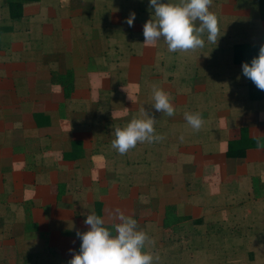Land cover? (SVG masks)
I'll return each mask as SVG.
<instances>
[{
	"label": "crops",
	"instance_id": "0c3cea01",
	"mask_svg": "<svg viewBox=\"0 0 264 264\" xmlns=\"http://www.w3.org/2000/svg\"><path fill=\"white\" fill-rule=\"evenodd\" d=\"M258 3L213 0L217 44L169 52L143 41L149 0H0V264H68L85 215L115 235L117 209L158 264H264V91L242 73ZM141 108L162 139L121 155L114 129Z\"/></svg>",
	"mask_w": 264,
	"mask_h": 264
},
{
	"label": "clouds",
	"instance_id": "9594fccd",
	"mask_svg": "<svg viewBox=\"0 0 264 264\" xmlns=\"http://www.w3.org/2000/svg\"><path fill=\"white\" fill-rule=\"evenodd\" d=\"M212 4L213 0H179L178 3L149 0L154 12L143 24V41L155 44L163 39L169 52H188L203 48L206 34L207 41L216 45L222 34L218 17L210 10ZM134 19L135 13H130L126 23L131 27ZM242 73L264 91V44L250 63L242 62ZM153 101L152 108L156 112L166 113L169 117L174 115V106L162 87H153ZM140 112L139 118L133 117L124 127L114 129L111 146L121 155L135 148L137 143L162 139L155 132L154 116L144 108ZM184 117L194 130L202 127L200 113H185ZM85 216L87 230L76 233L80 239L79 251H72L68 264H158L159 257H154L149 250L155 241L137 228L135 219L117 209L113 217V235L101 216L94 213Z\"/></svg>",
	"mask_w": 264,
	"mask_h": 264
},
{
	"label": "trees",
	"instance_id": "16d2710c",
	"mask_svg": "<svg viewBox=\"0 0 264 264\" xmlns=\"http://www.w3.org/2000/svg\"><path fill=\"white\" fill-rule=\"evenodd\" d=\"M258 6H259V12H260V16L261 17H263L264 18V0H259V3H258ZM146 11V14L149 16L150 14H151V10H145ZM252 47H250L249 46V48H251V49H255L254 47H256V46H253V45H251ZM237 47V46H236ZM239 47H242V46H239ZM258 47V46H257ZM253 51V50H252ZM254 57V56H253ZM236 59H237V57H236ZM248 63H250V62H248ZM250 80V79H249ZM250 82H251V80H250ZM228 154H232V153H229L228 152ZM232 155H234V154H232Z\"/></svg>",
	"mask_w": 264,
	"mask_h": 264
}]
</instances>
